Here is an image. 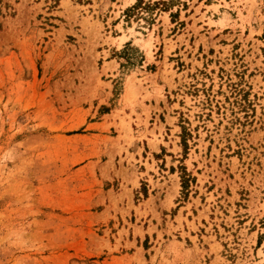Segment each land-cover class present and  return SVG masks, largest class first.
<instances>
[{
  "label": "rangeland",
  "instance_id": "obj_1",
  "mask_svg": "<svg viewBox=\"0 0 264 264\" xmlns=\"http://www.w3.org/2000/svg\"><path fill=\"white\" fill-rule=\"evenodd\" d=\"M0 264H264V0H0Z\"/></svg>",
  "mask_w": 264,
  "mask_h": 264
},
{
  "label": "trees",
  "instance_id": "obj_2",
  "mask_svg": "<svg viewBox=\"0 0 264 264\" xmlns=\"http://www.w3.org/2000/svg\"><path fill=\"white\" fill-rule=\"evenodd\" d=\"M150 7V5H148V8Z\"/></svg>",
  "mask_w": 264,
  "mask_h": 264
}]
</instances>
